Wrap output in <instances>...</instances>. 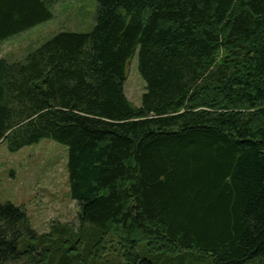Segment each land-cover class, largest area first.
Listing matches in <instances>:
<instances>
[{"label":"trees","instance_id":"16d2710c","mask_svg":"<svg viewBox=\"0 0 264 264\" xmlns=\"http://www.w3.org/2000/svg\"><path fill=\"white\" fill-rule=\"evenodd\" d=\"M96 1L90 32L0 57V143L66 144L80 207L39 234L0 203V264H264V0ZM54 3L0 0V42Z\"/></svg>","mask_w":264,"mask_h":264},{"label":"rangeland","instance_id":"374dc122","mask_svg":"<svg viewBox=\"0 0 264 264\" xmlns=\"http://www.w3.org/2000/svg\"><path fill=\"white\" fill-rule=\"evenodd\" d=\"M53 10L52 19L0 42V57L21 60L58 32L87 33L96 23V0H55ZM128 65L124 91L140 106L146 81L138 69V51ZM67 162L68 146L53 138L16 151H11L7 142L0 143V203L23 207L39 234L48 233L59 224H71L78 230L80 207L70 193ZM114 245L117 246L116 240ZM112 249L108 244L100 251ZM106 257L127 264L117 252H106Z\"/></svg>","mask_w":264,"mask_h":264}]
</instances>
